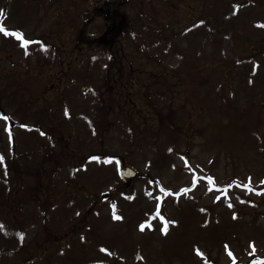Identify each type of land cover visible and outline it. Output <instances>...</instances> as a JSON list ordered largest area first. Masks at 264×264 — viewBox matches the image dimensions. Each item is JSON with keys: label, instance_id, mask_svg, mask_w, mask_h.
<instances>
[{"label": "rangeland", "instance_id": "374dc122", "mask_svg": "<svg viewBox=\"0 0 264 264\" xmlns=\"http://www.w3.org/2000/svg\"><path fill=\"white\" fill-rule=\"evenodd\" d=\"M0 9V264H264V0Z\"/></svg>", "mask_w": 264, "mask_h": 264}, {"label": "snow or ice", "instance_id": "6c2138e0", "mask_svg": "<svg viewBox=\"0 0 264 264\" xmlns=\"http://www.w3.org/2000/svg\"><path fill=\"white\" fill-rule=\"evenodd\" d=\"M234 7L238 8L239 5H234ZM0 14H3V10L2 9H0ZM201 23H203V21H201ZM0 32H2L6 36H14V37H16L18 40L21 41V46L22 47H25V49L27 48V45L31 42V41H29L28 39H26L24 37L22 31H20V30H10V29L6 28L3 24H0ZM25 54H27V52H25ZM249 82L251 83V81H249ZM3 119L5 121H7L9 119V117L8 116H4ZM22 126L25 127V128L30 127L29 125H26V124L25 125H22ZM6 130L9 132V138L11 139V137H12L11 130L10 129H6ZM169 151H171V149H169ZM90 159H99V157H90ZM113 159H114L113 157H108L107 158L108 161H111ZM4 160H5V157L3 156L2 153H0V165H3L4 164ZM207 179L211 183L213 178L211 176H209V177H207ZM260 183L261 184H264V180H261ZM161 191L163 192L164 189L161 188ZM258 191H264V189H260ZM156 207H157V216H159L160 219L163 220L164 219L163 216H160V213H159V204H157ZM113 215L115 216V213H113ZM236 216H237V214L236 213H233V218H236ZM171 223L172 224H175V223H177V221L173 220V221H171ZM205 223H207V221ZM139 227L141 229H143L144 228V223H141L139 225ZM161 230L164 233L167 232V222H165V225H164V227ZM19 235L22 237L24 234L21 232ZM82 239H83V237H82ZM101 250L102 251H105V252L108 251V249L107 248H104L103 246H101ZM197 251L199 252V249L198 248H197ZM253 251H255L254 244H253ZM99 264H102V262H99Z\"/></svg>", "mask_w": 264, "mask_h": 264}, {"label": "water", "instance_id": "95a60500", "mask_svg": "<svg viewBox=\"0 0 264 264\" xmlns=\"http://www.w3.org/2000/svg\"><path fill=\"white\" fill-rule=\"evenodd\" d=\"M4 116L9 117V119L7 120V124L12 125L14 123L10 116L5 112L3 107L0 105V117L3 118ZM115 161L117 165L118 174L123 181V186L125 188H128L134 180L137 174V170L135 167L129 164L121 155L116 156Z\"/></svg>", "mask_w": 264, "mask_h": 264}, {"label": "trees", "instance_id": "16d2710c", "mask_svg": "<svg viewBox=\"0 0 264 264\" xmlns=\"http://www.w3.org/2000/svg\"><path fill=\"white\" fill-rule=\"evenodd\" d=\"M118 24L119 23H117V25H116V23H110L109 27H107V30L103 35V36H105L104 38H107L108 34L114 33L116 30H119L120 26H118ZM102 37H100V38H102ZM177 54H180V53H177Z\"/></svg>", "mask_w": 264, "mask_h": 264}, {"label": "flooded vegetation", "instance_id": "af4514ba", "mask_svg": "<svg viewBox=\"0 0 264 264\" xmlns=\"http://www.w3.org/2000/svg\"><path fill=\"white\" fill-rule=\"evenodd\" d=\"M103 10V7L101 8ZM111 23V22H110Z\"/></svg>", "mask_w": 264, "mask_h": 264}]
</instances>
